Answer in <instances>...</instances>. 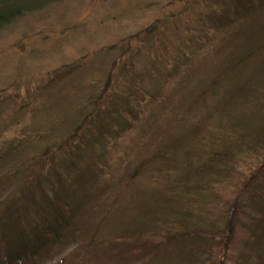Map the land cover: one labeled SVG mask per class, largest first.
<instances>
[{
	"label": "rangeland",
	"instance_id": "rangeland-1",
	"mask_svg": "<svg viewBox=\"0 0 264 264\" xmlns=\"http://www.w3.org/2000/svg\"><path fill=\"white\" fill-rule=\"evenodd\" d=\"M229 1L59 0L0 30V210L53 184L84 220L32 264L264 262V0Z\"/></svg>",
	"mask_w": 264,
	"mask_h": 264
},
{
	"label": "trees",
	"instance_id": "trees-1",
	"mask_svg": "<svg viewBox=\"0 0 264 264\" xmlns=\"http://www.w3.org/2000/svg\"><path fill=\"white\" fill-rule=\"evenodd\" d=\"M57 1L59 0H0V30L13 23L23 14L42 9L44 6ZM220 1L225 3V0ZM258 1L261 2L263 0ZM253 2L254 0H247V2H244V0H230L228 8L232 3H237L242 7H246ZM236 10L239 9L237 8ZM253 52L254 49L249 51L248 55ZM248 55L246 54V56ZM240 123H242V121ZM242 124L245 127L247 125V120H244ZM83 135L84 134L81 136L83 137ZM78 144H81V142ZM211 160H213V158H211ZM213 167L212 161H202L197 163L195 169H197V174H201V172L210 170V168ZM58 174L60 173H57L55 176L59 179L61 176ZM195 176L192 185L197 186L199 180L197 179V175ZM47 182L51 183L49 178ZM50 186L51 194H47L45 190H42L41 186L39 187V191L42 193L40 199L34 193L26 194L29 189L25 186L21 194L16 195L15 198L8 201V204L5 202L3 208L0 210V226L2 228L0 239V264H32L45 248L49 250L57 245L59 241L67 235L65 231L69 232V229L83 227V218L76 216L73 213L72 207H69L70 201L73 198L66 202L65 199L59 195L60 192L58 187L55 188L53 184H50ZM180 187L181 185L179 184L173 186V188H176V191H183ZM250 200L251 202H255L253 207L257 209L259 207L258 205L264 202V194L261 195L260 193L254 194L250 192ZM32 212L35 213V217L32 216ZM262 214L264 215V211ZM229 225L230 227H225L223 229V237H225L227 232H233L234 229L231 223ZM55 226L58 227V232H56ZM251 229H253L255 239L251 241V243H248V248L258 257H264V216L260 222L252 221ZM204 230L205 229L197 231V233H195L196 231L185 230L181 234L185 238H191L192 235H197V237H199L200 233L204 232ZM207 233L209 236H212V238L214 237L211 231ZM208 235L206 236L207 238H209ZM223 239L224 238L221 237V240ZM108 242L109 249L110 247L113 248L111 242ZM99 244L100 242L97 240L96 245L99 246ZM84 245L89 246V243L86 242ZM227 246V241L223 240L222 244L216 247L217 252L211 251V253H225V251H227ZM109 249L107 251L108 253ZM208 252L209 251L204 254L206 255ZM243 264H257V261H253L252 258H246ZM261 264H264L262 259Z\"/></svg>",
	"mask_w": 264,
	"mask_h": 264
}]
</instances>
